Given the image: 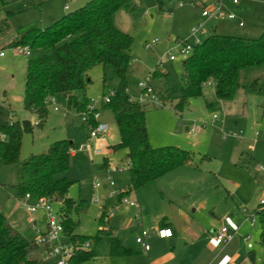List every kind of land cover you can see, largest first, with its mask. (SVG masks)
Returning a JSON list of instances; mask_svg holds the SVG:
<instances>
[{"label": "rangeland", "instance_id": "374dc122", "mask_svg": "<svg viewBox=\"0 0 264 264\" xmlns=\"http://www.w3.org/2000/svg\"><path fill=\"white\" fill-rule=\"evenodd\" d=\"M93 1L10 0L6 4L0 1V27L4 28L0 34V48L6 52L4 57H0V104L14 111V120L29 117L33 124L36 119L41 122L33 125L32 132L24 133L20 164L32 156L46 153L56 140L73 142L74 155L70 158L67 173L72 181L69 194L75 200L84 199V203L72 213V219L77 224L76 231L78 229L79 233L90 238L94 245L91 248L95 247L97 253L80 264H146L148 253L137 243V237L141 236L142 230H147L152 251L162 252L167 248L170 236L153 234L159 229L157 217H176L182 209L188 211L191 220L203 226L205 230H198L202 236L209 237L210 242L213 239L210 223L213 221L218 228L224 224L237 227L240 236L235 241L237 249L243 257H248L252 251L255 264H264V248L260 242L261 218L254 212L264 199V170L259 169L260 165L264 167V116L261 108L264 65L250 67L244 72L246 88L239 89L232 101H217L214 85L205 84L203 95L192 99L183 112L176 113L179 98L166 95L165 90L167 87L179 89L183 59L168 60L167 49L175 44V39L194 45L207 33H212L208 29L207 33L193 35V27L206 20L201 18V7L193 0H161V8L159 0H130L135 11L121 9L114 16L115 25L134 39L127 72L128 92L133 99H139L147 94L142 88L147 85L164 100V105L148 103L145 107L151 145H177L193 154L192 163L179 166L156 181L132 190L127 197L135 200L139 207L127 209L123 197H119L130 183L127 160L122 153L105 152L106 145L117 143L120 135L113 111L103 107L102 79L105 71L102 65L90 71L92 82L85 91L88 105H94L99 113L98 123L108 126L97 138H90V128L83 121V112L70 107L65 94L56 96L59 110L48 104L45 120L25 110L28 58L14 51L18 46L13 45L18 38L16 31L27 25L44 29L65 14ZM180 2L184 5L180 6ZM65 4L69 9L64 8ZM233 12L237 15L235 20L224 18L215 21L216 33L257 38L264 32V0H240L238 9ZM240 21L244 23L243 27L238 25ZM155 39L157 42L153 43ZM161 62L168 76L151 78V73ZM256 78L259 79L258 84L253 89L250 85ZM206 100L216 103L214 111L207 108ZM214 113L219 115L216 122H212ZM193 125L199 129L189 135L188 130ZM234 133H239V136ZM97 149H101L102 154H98ZM105 156L108 157L106 163ZM18 165L0 167V212L31 242L32 246L27 251L29 258L37 259L36 264H58L60 257L47 256L46 245L37 241L46 231L48 217L41 209L31 214L29 207L36 203L18 196L13 187ZM112 166L120 169L109 176L107 171ZM97 178L100 185L95 190L93 183ZM94 198L98 199L97 203ZM199 202L204 203L203 207L198 206ZM53 210L60 211V206L54 205ZM104 212L109 215V225L115 236L134 253L111 255L108 236L95 243V235L101 227L99 219ZM252 220L255 221L253 226ZM106 226L110 231L108 222ZM65 235L66 232L60 235V242L64 247H70L72 254L89 250L84 247L88 239H76L70 244ZM247 235L249 240L244 238ZM250 242L253 249L247 247ZM197 245L190 247L192 254H195Z\"/></svg>", "mask_w": 264, "mask_h": 264}, {"label": "trees", "instance_id": "16d2710c", "mask_svg": "<svg viewBox=\"0 0 264 264\" xmlns=\"http://www.w3.org/2000/svg\"><path fill=\"white\" fill-rule=\"evenodd\" d=\"M0 1L6 4L10 0ZM158 5L162 7L161 0ZM121 9L135 11L130 0H95L65 14L44 29L36 25L20 27L16 31L17 41L13 44L28 45L31 49L26 65L24 107L44 120L49 99L59 94L67 96L70 107L88 112L85 91L92 82L90 71L97 65L103 66V107L113 111L120 135V140L109 148L113 153L125 152L131 176L129 186L119 193L120 198L179 166L193 162V154L188 150L177 145L155 147L149 141L146 104L133 99L127 90L134 39L114 23L115 14ZM3 32L4 28L0 27V34ZM263 65L264 32L257 38L214 32L194 45L192 53L183 60L179 89L167 87L166 95L179 98L176 113L183 112L192 99L202 96L205 84H214L217 101H232L239 89L246 88L244 72L250 67ZM167 76L159 64L150 77ZM258 80L252 81L251 88H256ZM110 90L114 94L106 101L103 98ZM158 97L164 105L162 97ZM206 106L214 111L216 103L206 100ZM261 108L264 116V101ZM14 115L10 107L0 104V133L6 136L4 140L0 139L2 169L20 164L23 135L32 132L34 125L29 117L14 120ZM90 117L91 123L97 125L98 120L92 113ZM35 121L41 124L38 119ZM72 146L73 142L67 139L56 140L46 153L32 156L18 165L13 187L20 197L28 193L32 200L47 198L53 205H59L64 233L71 242H76L90 238L77 233V224L72 219V213L82 207L81 201L69 196L72 181L67 173ZM255 213L261 218L260 242L264 248V205L259 204ZM99 222L101 228L95 235V243L108 236L111 255L134 253L123 240L107 230L106 212ZM30 247L31 242L0 212V264H36V260L27 258ZM91 247L73 253L68 264H80L96 256L95 247Z\"/></svg>", "mask_w": 264, "mask_h": 264}, {"label": "built area", "instance_id": "2783aa9c", "mask_svg": "<svg viewBox=\"0 0 264 264\" xmlns=\"http://www.w3.org/2000/svg\"><path fill=\"white\" fill-rule=\"evenodd\" d=\"M195 3H197L202 10V16L208 19H229V20H235L237 18V15L235 12L229 10L226 5H231L233 7H239L240 0H193ZM180 6L184 5V2L179 3ZM69 5H65V9H68ZM239 26H244V23L240 21ZM204 27V23H199L198 26L193 27V35H198V33L201 32V30ZM157 40H153V43H156ZM201 41L197 40L195 44L199 43ZM194 44V45H195ZM193 44H189L185 40L175 39V44L167 49V59L170 61L176 60L178 57L182 58L183 60L186 59L193 50L194 47ZM14 51L19 55H24L27 58L31 56V49L28 45L23 46H17L14 48ZM6 55L5 49L0 48V57H4ZM162 64V62L160 63ZM142 88L145 89L144 92H147V94L143 95L141 98L138 99L139 102L143 104L152 103L156 106L162 105L161 100L159 99L158 95L147 85H143ZM114 91L110 90L108 95L104 96V100L109 101V96L113 95ZM48 104H53L55 110H59L58 102L56 99V96H53L49 99ZM90 113H92V116L94 119L98 120L99 113L97 112V109L94 107V105H88V112H83V121L88 123L90 128V138H97L102 133H104L108 126L105 124L98 123L97 125H93L91 123V117ZM219 115L217 113H214L212 116V122H216ZM34 125H38V122L34 121ZM199 127L197 125H193L191 129H189L188 133L189 135L194 134ZM242 133V132H241ZM235 136H239V133H234ZM6 138L5 134L0 133V139L4 140ZM96 152L98 154L102 153L101 149H97ZM71 153H73V149H71ZM120 168L117 166H112L109 168L108 175L110 176L112 173L116 172ZM259 169L264 170L263 166H259ZM100 185L99 180L94 182V187H98ZM111 185H114V182L111 181ZM25 199H31L30 194H26L24 196ZM97 201V199H95ZM36 205L29 207V212L35 213L38 211V209H41L43 213L48 217V223L47 228L44 233L41 234V236L38 238V242L41 244L46 245V247L49 248V254L50 255H57L60 257V260L58 264H68V261L72 255V249L69 247H64L63 243L60 242V235L64 233V224L62 219V214L60 211H54L53 210V204L51 201L47 198H39L36 200H33ZM124 204L131 207H139L137 202L135 200L129 199L127 196L123 197ZM260 205H264V199L260 201ZM249 218H247L248 220ZM255 223L254 220H252L251 225L253 226ZM153 234H158L162 237H168L171 235V231L168 228H159L157 232H153ZM238 234V228L235 226H231L229 224H224L215 232L213 233V240L216 245H224L229 242H231ZM149 232L147 230H142V234L140 237H137L136 241L137 243L141 244L144 250L148 251L150 250V245L148 244V237ZM245 239L249 240L250 236H244ZM52 244V245H51ZM91 241L87 240L84 243L85 248L91 247ZM248 248H252L253 244L250 242L247 244Z\"/></svg>", "mask_w": 264, "mask_h": 264}, {"label": "crops", "instance_id": "0c3cea01", "mask_svg": "<svg viewBox=\"0 0 264 264\" xmlns=\"http://www.w3.org/2000/svg\"><path fill=\"white\" fill-rule=\"evenodd\" d=\"M226 7L229 10L234 9L236 11V9H238V7H233L229 4L226 5ZM64 8H65V6H64ZM201 18L204 20L206 19V20L204 22L203 29L201 30L200 33H198V35L202 34V33H207V31H209V30H212V33L216 32V26L217 25L215 24V21L217 19H208V18H205L203 16H201ZM212 33L211 32L207 33V35L204 37V39L207 36L211 35ZM26 118H28V117H26ZM110 146L111 145H106L107 149L105 152H108L110 154H118V153L121 154L122 153V155L125 156L124 151H120L118 153H113L112 150L109 148ZM71 154H72L71 156H73L74 152ZM107 160H108V157L105 156L104 157L105 163L107 162ZM104 166H105V164L102 167H104ZM130 182H131V176H130ZM129 184L127 185V187L129 186ZM127 187H125L123 190H125ZM93 188L95 190L97 189L96 187H94V183H93ZM131 192H132V190L127 192V194L124 196H129V194ZM69 196H70V194H69ZM70 197L72 198V196H70ZM95 199H97V198H94L93 201L95 203H97L98 199H97V201ZM79 201H81L82 204L84 203V199L83 200L80 199ZM203 204H204L203 202H199L198 206L201 208V207H203ZM126 208L129 209L132 207L126 205ZM133 208H137V207H133ZM196 211H197V208L194 209V212H196ZM254 212H255V210H254ZM31 214H34V213H31ZM108 218H109V215L107 213L108 227L110 228L112 235H115L113 232L112 226L109 225V219ZM35 222L36 221L34 220V224H35ZM215 222L216 221H213L212 223H210L211 227H212V230L210 231L211 236L213 235L215 230L218 229V227H216ZM157 226L159 228L170 229L171 235L169 237L168 246H167V248H165V250H163L162 252H159V253L153 252L151 247H150V250H148V251L144 250V248L142 247L143 250L146 253H148L146 264H255V257L253 255L252 251H250L248 253V257H243V255H242L243 253L237 249V246H236L237 244H235V241H238L237 239H239V237H240V236H238V234L231 242L224 244V245H216L213 239L210 242L209 237H207L206 235L202 236L203 234H201L199 232L198 228L202 229L203 226L198 224L197 221L191 220V218H189L188 211L186 209H182L180 211V213L176 215V217H168L167 215L158 216L157 217ZM106 228H107V226H106ZM77 233H79L78 229H77ZM79 234H81V233H79ZM65 237L70 241V239L67 235H65ZM109 240H110V238H109ZM71 243L72 242L70 241V244ZM91 243H92V241H91ZM92 245L93 244H91V246ZM194 245H197L198 247L195 250V254H192L190 247H192ZM249 249H253V247L249 248ZM45 251H46V255L50 256L48 247H46ZM96 255H97V253H96ZM27 258L30 260H37V259L29 258L28 256H27Z\"/></svg>", "mask_w": 264, "mask_h": 264}]
</instances>
